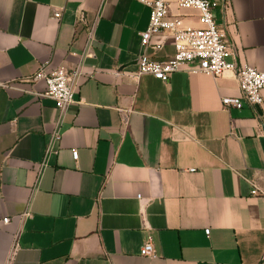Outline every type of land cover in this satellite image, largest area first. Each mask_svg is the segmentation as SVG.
<instances>
[{
  "label": "crops",
  "instance_id": "obj_1",
  "mask_svg": "<svg viewBox=\"0 0 264 264\" xmlns=\"http://www.w3.org/2000/svg\"><path fill=\"white\" fill-rule=\"evenodd\" d=\"M213 1L228 60L264 72V0ZM149 21L136 0H0V264H264V103L226 110L232 71L133 76ZM174 52L168 34L147 49ZM42 65L84 72L63 115L35 94Z\"/></svg>",
  "mask_w": 264,
  "mask_h": 264
},
{
  "label": "built area",
  "instance_id": "obj_2",
  "mask_svg": "<svg viewBox=\"0 0 264 264\" xmlns=\"http://www.w3.org/2000/svg\"><path fill=\"white\" fill-rule=\"evenodd\" d=\"M150 8V21L145 31L140 33L142 53L138 59V69L133 76L139 78L144 74H151L163 82H168L173 73L179 71L186 64H195L193 72H200L211 75L215 78L225 72L232 71L238 78L240 95L224 96L221 99L222 106L226 110L232 108L241 109L245 103L252 106H260L264 103V72L249 64H240L228 60L232 51L227 41L225 33L219 28L215 16L213 0H136ZM175 4L177 8H193L199 12L200 26H182L180 19L172 13L171 6ZM61 12H56L54 18L59 19ZM93 31L90 30V35ZM168 34L172 37L174 54L164 59L156 60L147 54V49L152 46V39L156 35ZM84 74L81 68L68 70L59 67L54 70H47L42 65L33 76L32 81L45 80V89L36 92L38 97H47L55 102L56 108L65 114L71 104L75 102V93L80 77ZM4 85V84H0ZM124 124L128 122V110H121ZM60 138V131L56 130L52 134V140ZM51 152L49 146L46 156ZM74 160L78 159V151L73 150ZM45 165V160L37 164V171L40 174ZM252 194L263 195L264 192L252 182ZM140 201H144L138 196ZM30 212H25L21 218L29 216ZM10 217L2 219L4 224L10 222ZM209 233V230H206ZM19 234L13 235L12 256L19 249ZM140 254L153 258L156 256L155 247L151 238L146 241Z\"/></svg>",
  "mask_w": 264,
  "mask_h": 264
}]
</instances>
